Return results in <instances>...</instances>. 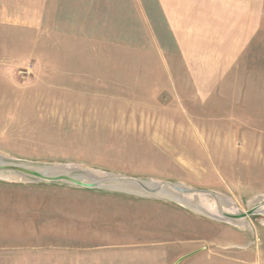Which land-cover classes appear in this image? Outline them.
<instances>
[{"label": "rangeland", "instance_id": "rangeland-1", "mask_svg": "<svg viewBox=\"0 0 264 264\" xmlns=\"http://www.w3.org/2000/svg\"><path fill=\"white\" fill-rule=\"evenodd\" d=\"M262 24L198 95L155 0H0L1 155L211 190L249 221L0 176V264H264V0Z\"/></svg>", "mask_w": 264, "mask_h": 264}, {"label": "crops", "instance_id": "crops-1", "mask_svg": "<svg viewBox=\"0 0 264 264\" xmlns=\"http://www.w3.org/2000/svg\"><path fill=\"white\" fill-rule=\"evenodd\" d=\"M155 1L198 95L213 93L262 30L263 0Z\"/></svg>", "mask_w": 264, "mask_h": 264}, {"label": "bare ground", "instance_id": "bare-ground-1", "mask_svg": "<svg viewBox=\"0 0 264 264\" xmlns=\"http://www.w3.org/2000/svg\"><path fill=\"white\" fill-rule=\"evenodd\" d=\"M52 164L57 165L60 163H52ZM22 175L23 174L14 172L13 170H6V171L2 170V171H0L1 178L5 177V178L14 179L16 177H25ZM171 183H169L167 181L162 182L161 185H158L151 192L146 191L142 186H137L134 183L126 182V181H118V182L116 181V182L112 183L113 184L112 188L107 186V185L99 186V188H105L106 187V188H111L112 190H118V191L129 193V194L153 195L156 197L169 199V200L175 201L176 203H178L180 205H183L184 207H186V208H188V209H190L196 213L214 218L216 220L223 219L229 223L233 222L238 227H249V221L246 219V217L245 218L243 217V216H245V214L243 213V215L237 216L239 209L235 208V209L231 210L229 208L230 203L225 202L224 198L220 194L212 192L211 190L210 191H202V190L195 189V192L178 191L177 189L172 188ZM173 183L178 184V185H182V186L190 188V189H194V188L188 187L187 185H184L181 183H175V182H173ZM257 202L258 203L264 202V200L262 201L260 198H256L251 202L250 205L252 206V204H255ZM255 208L257 210L255 212L261 213L262 218H260V221L262 223H264V203L262 205L255 206ZM223 210H224V212L226 211V213L230 212L229 214L233 215V216L224 215L222 212ZM223 217H226V218H223Z\"/></svg>", "mask_w": 264, "mask_h": 264}, {"label": "water", "instance_id": "water-1", "mask_svg": "<svg viewBox=\"0 0 264 264\" xmlns=\"http://www.w3.org/2000/svg\"><path fill=\"white\" fill-rule=\"evenodd\" d=\"M76 168L71 167L67 164H48L42 166L27 165L24 163H19L10 159H6L4 155H0V171L2 170H13L14 172L21 173L23 175L32 176L38 180H62L77 186L86 188H99V186H109L112 188V183L118 181H126L134 183L137 186H142L146 191H153L158 185H161L162 181H153L152 179H141L136 177H125L114 173H106L105 175L96 174L88 169L81 168L83 173L74 177L70 173ZM171 183V182H169ZM173 189L184 192H195V189H190L182 185L171 183ZM106 188V187H105ZM109 188V189H111ZM139 195V194H137ZM148 196V195H144ZM151 196V195H149ZM153 196V195H152ZM156 197V196H154ZM226 216H233L229 213L222 211ZM243 215L242 213H237V216Z\"/></svg>", "mask_w": 264, "mask_h": 264}]
</instances>
